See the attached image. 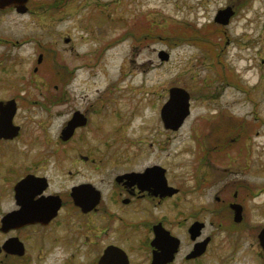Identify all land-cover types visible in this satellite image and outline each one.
Wrapping results in <instances>:
<instances>
[{
	"label": "rangeland",
	"instance_id": "1",
	"mask_svg": "<svg viewBox=\"0 0 264 264\" xmlns=\"http://www.w3.org/2000/svg\"><path fill=\"white\" fill-rule=\"evenodd\" d=\"M232 3V21L215 22ZM28 7L0 10V97L23 94L44 119L46 95L63 92L64 101L51 107L61 115H47L50 140L69 111L98 104L90 124L61 150L80 174L69 179L49 168L51 190L78 182L109 188L113 171L160 162L181 192L226 185L233 192L232 180H242L244 191L262 192L250 203L261 205L264 218V0H30ZM59 77L71 84L56 90ZM174 86L191 94V115L177 130L165 129L160 117ZM210 127L220 132L210 136ZM222 147L224 155L217 151ZM108 156L119 161L99 174L98 158ZM219 156L226 159L218 166L240 173L209 174L207 162Z\"/></svg>",
	"mask_w": 264,
	"mask_h": 264
},
{
	"label": "flooded vegetation",
	"instance_id": "2",
	"mask_svg": "<svg viewBox=\"0 0 264 264\" xmlns=\"http://www.w3.org/2000/svg\"><path fill=\"white\" fill-rule=\"evenodd\" d=\"M56 80V90L58 85L71 84L68 78ZM46 100L45 118L40 119L23 94L0 97V119L6 113L7 126L2 128L0 121V196L7 200L1 206L0 264L47 260L86 264L87 258L91 264H264L263 211L261 205L250 203L260 192L244 191L240 179L232 180L233 192L227 185L217 192H181L171 183L177 192H161L155 180L150 181L155 172L142 174L148 167L164 166L154 162L141 169L113 171L109 188L78 182L63 191L51 190L49 168L53 172L60 168L69 179L80 174V168H70L69 157H60L61 150L90 124L98 104L73 108L50 140L44 135L50 123L47 115H61L51 107L64 101L63 92L46 95ZM218 132L213 127L210 136ZM217 151L227 153L226 147ZM81 157L90 159L87 154ZM225 159L208 161L209 174L238 175L240 167L217 165L216 161ZM118 161L110 156L98 158V173L105 164ZM129 173L141 174L123 176ZM83 184H92L98 192H75ZM59 248L64 251H55Z\"/></svg>",
	"mask_w": 264,
	"mask_h": 264
},
{
	"label": "water",
	"instance_id": "3",
	"mask_svg": "<svg viewBox=\"0 0 264 264\" xmlns=\"http://www.w3.org/2000/svg\"><path fill=\"white\" fill-rule=\"evenodd\" d=\"M29 0H0V8L4 9L8 6H15L16 9L19 12H25L27 7V2ZM235 13L232 6H228L226 8L220 9L216 14V21L228 24L230 21L231 16ZM160 56L162 59H168L169 54L165 51H162L160 53ZM191 95L190 92H188L183 87H172L170 89V97L168 101L163 105L161 110V116L164 121V124L167 128H171L174 130L179 129L183 123L185 122V119L187 116L191 113ZM5 114H1L0 121L2 122V128H6L5 125ZM154 178L151 177L150 181L153 183L155 180V183L158 185L157 187H160L161 192H177L178 188L169 185L168 179L166 176V169L160 165H154L152 167H148L145 172L142 174H149L154 173ZM139 175L141 173H129L124 176H134ZM154 179V180H153ZM75 192H98V189L93 186L92 184H83L79 187H76ZM97 194V193H95ZM33 216H35V213H32ZM263 242H264V231H263Z\"/></svg>",
	"mask_w": 264,
	"mask_h": 264
},
{
	"label": "trees",
	"instance_id": "4",
	"mask_svg": "<svg viewBox=\"0 0 264 264\" xmlns=\"http://www.w3.org/2000/svg\"><path fill=\"white\" fill-rule=\"evenodd\" d=\"M214 25H217L215 22L213 23ZM218 26V25H217Z\"/></svg>",
	"mask_w": 264,
	"mask_h": 264
},
{
	"label": "bare ground",
	"instance_id": "5",
	"mask_svg": "<svg viewBox=\"0 0 264 264\" xmlns=\"http://www.w3.org/2000/svg\"><path fill=\"white\" fill-rule=\"evenodd\" d=\"M119 47V46H118Z\"/></svg>",
	"mask_w": 264,
	"mask_h": 264
}]
</instances>
